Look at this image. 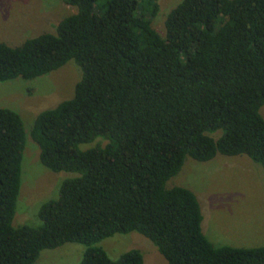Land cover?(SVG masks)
Segmentation results:
<instances>
[{"label": "trees", "instance_id": "16d2710c", "mask_svg": "<svg viewBox=\"0 0 264 264\" xmlns=\"http://www.w3.org/2000/svg\"><path fill=\"white\" fill-rule=\"evenodd\" d=\"M78 12L56 33L0 43V82L36 79L74 60L73 98L41 112L40 161L68 172L41 224L14 227L27 142L23 118L0 108V264L85 247L80 264H144L100 246L139 233L168 264H264V247L215 246L197 195L168 182L187 158L247 156L264 168V0H183L153 27L159 0H65ZM59 192V193H58ZM55 196V197H56Z\"/></svg>", "mask_w": 264, "mask_h": 264}, {"label": "rangeland", "instance_id": "374dc122", "mask_svg": "<svg viewBox=\"0 0 264 264\" xmlns=\"http://www.w3.org/2000/svg\"><path fill=\"white\" fill-rule=\"evenodd\" d=\"M182 1L159 0L160 11L153 27L160 35L165 36L167 16ZM77 12L78 8L65 0H0V43L17 47L39 35L56 33L58 23ZM81 77V68L71 60L59 70L36 79L0 82V108L19 113L27 131L14 227L40 225L41 206L56 199L61 183L74 176L53 172L41 163L40 149L31 131L41 112L73 98ZM260 112L264 117V107ZM176 186L188 188L197 195L204 215L203 231L215 246L264 247V168L261 165L243 155L218 154L208 162L187 158L181 172L167 184L168 188ZM100 246L112 259L139 250L144 255V264H168L151 240L139 233L116 234ZM84 251L83 245L68 243L42 251L35 264H80Z\"/></svg>", "mask_w": 264, "mask_h": 264}]
</instances>
